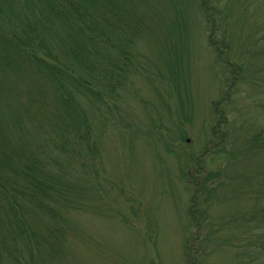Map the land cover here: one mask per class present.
Segmentation results:
<instances>
[{"label": "rangeland", "instance_id": "obj_1", "mask_svg": "<svg viewBox=\"0 0 264 264\" xmlns=\"http://www.w3.org/2000/svg\"><path fill=\"white\" fill-rule=\"evenodd\" d=\"M243 5L220 3L222 58L200 0H146L123 106L97 155L53 174L66 188V236L54 259L33 247V264H264V221L244 222L243 207L264 172V145L240 146L247 124L264 125L251 104L264 97V45ZM225 56L241 65L239 81ZM220 99L246 122L228 126L233 145L211 140Z\"/></svg>", "mask_w": 264, "mask_h": 264}, {"label": "trees", "instance_id": "obj_2", "mask_svg": "<svg viewBox=\"0 0 264 264\" xmlns=\"http://www.w3.org/2000/svg\"><path fill=\"white\" fill-rule=\"evenodd\" d=\"M223 1L200 0L209 34L217 36L210 42L221 47L222 58L223 46L229 48ZM262 3L243 0L242 9L255 13L251 23L264 45ZM145 5L146 0H0V264H33L34 248L46 258L57 257L68 200L53 174L97 155L103 134L113 128L146 27ZM224 60L233 64L232 79L239 81L241 65ZM218 102L211 140L233 145L236 140H225L228 126L241 130L246 122L225 114ZM251 104L264 114V97ZM252 125L247 124L241 147L264 145L263 123ZM253 185L244 222L256 217L263 222L264 172ZM261 230H254L255 236Z\"/></svg>", "mask_w": 264, "mask_h": 264}]
</instances>
